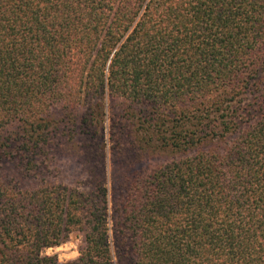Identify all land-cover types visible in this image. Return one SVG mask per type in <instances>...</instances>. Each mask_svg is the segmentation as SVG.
<instances>
[{
	"label": "trees",
	"instance_id": "16d2710c",
	"mask_svg": "<svg viewBox=\"0 0 264 264\" xmlns=\"http://www.w3.org/2000/svg\"><path fill=\"white\" fill-rule=\"evenodd\" d=\"M0 264H264V0H0Z\"/></svg>",
	"mask_w": 264,
	"mask_h": 264
},
{
	"label": "rangeland",
	"instance_id": "374dc122",
	"mask_svg": "<svg viewBox=\"0 0 264 264\" xmlns=\"http://www.w3.org/2000/svg\"><path fill=\"white\" fill-rule=\"evenodd\" d=\"M84 246L83 233L79 230H74L68 240L53 248H48L43 251L45 255H55L59 262H67L75 260L79 256V251Z\"/></svg>",
	"mask_w": 264,
	"mask_h": 264
}]
</instances>
